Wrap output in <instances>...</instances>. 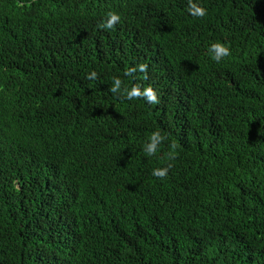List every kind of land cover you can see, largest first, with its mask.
<instances>
[{"label":"trees","instance_id":"1","mask_svg":"<svg viewBox=\"0 0 264 264\" xmlns=\"http://www.w3.org/2000/svg\"><path fill=\"white\" fill-rule=\"evenodd\" d=\"M194 2L0 0V264H264V0Z\"/></svg>","mask_w":264,"mask_h":264},{"label":"clouds","instance_id":"2","mask_svg":"<svg viewBox=\"0 0 264 264\" xmlns=\"http://www.w3.org/2000/svg\"><path fill=\"white\" fill-rule=\"evenodd\" d=\"M187 13L195 18H204L207 15V9L201 6L194 0H187ZM121 16L115 11H109L105 14V18L102 21L100 27L104 29H114L117 24L120 23ZM207 51L211 54V59L219 63L222 59L231 55L230 45L225 42H212ZM137 71L144 74V79H147L148 65L146 63H140L133 67H129L125 72V77L133 76ZM86 79L95 80L97 79V73L92 71L85 76ZM123 81L119 77H113L112 86L109 91L113 94H117L124 100L132 101L137 99H143L147 104H159L160 99L157 95L156 90L151 86L142 87L140 84H132L130 87H123ZM167 139L165 135H162L160 131H153L147 138L144 144L143 151L147 156H154L159 146ZM172 151L169 152V159H175V149L177 144L172 143L170 145ZM173 165L169 163L166 167L154 168L151 175L157 179L163 180L167 177L169 170Z\"/></svg>","mask_w":264,"mask_h":264}]
</instances>
